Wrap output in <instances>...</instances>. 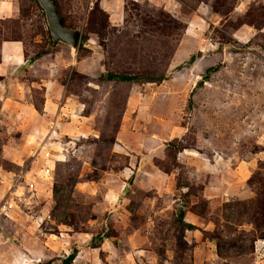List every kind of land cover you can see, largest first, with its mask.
<instances>
[{"label":"rangeland","instance_id":"obj_1","mask_svg":"<svg viewBox=\"0 0 264 264\" xmlns=\"http://www.w3.org/2000/svg\"><path fill=\"white\" fill-rule=\"evenodd\" d=\"M6 1L0 41L57 64L55 93L0 97V240L33 254L14 255L264 264V0H101L116 25L99 0H51L76 45L40 0Z\"/></svg>","mask_w":264,"mask_h":264},{"label":"crops","instance_id":"obj_2","mask_svg":"<svg viewBox=\"0 0 264 264\" xmlns=\"http://www.w3.org/2000/svg\"><path fill=\"white\" fill-rule=\"evenodd\" d=\"M39 2L42 3L41 1ZM6 4L9 5L10 2L8 4L6 0H0V17L3 16V13H5L7 11V7H9ZM100 4H101V0H99V5ZM236 7L238 8L240 6H236ZM100 8H102L101 5H100ZM106 12L108 13L109 18L113 16V14L109 13L108 11ZM206 15H211V14H209V12H206ZM112 21L115 23L113 25H116L118 22L116 19ZM246 30L248 33L247 38L239 36V34H237L238 31L234 33L233 37H237L238 39H240L242 43H246L253 36L252 31H250L249 29H246ZM260 31L264 32V26L261 28ZM242 33H245V32H242ZM211 46L213 45L211 44ZM211 46H209L210 49H207V56L201 55V56H204L205 59L212 58V60L214 59L213 63H216L220 61L222 58L227 56L228 52H224V48L226 49V47L222 46L220 47L221 49H218V46H217V49L216 48L212 49ZM258 51L260 52V55L264 57V48L260 47ZM176 53L177 51L175 52V54ZM197 58L198 56L194 59L193 63L197 60ZM52 61L53 60H51V58H48V56H40L36 59H32V57L29 54H27V50L25 48V43L23 39H10V40L2 39L0 41V97L9 96L10 94H12V92H15L16 89H19L18 87H20L22 84H26V86H28L29 88H31L32 86L34 87L36 85L39 88L43 89L45 92H47L48 90H51V92L53 91L55 93L57 90L55 88V85H53L52 83L54 79L50 76V74H52L53 66L55 67L57 66V64L55 63V61L54 62ZM209 65H213V64L210 63ZM191 67L192 66L190 65L189 69ZM14 71L16 73L12 75ZM129 171H130V168H129ZM4 234L5 233H3V235L1 234L2 239L0 240V256L1 257L3 256L7 259H10V257H13V260H11L13 262L12 264H27L28 261L24 260L22 256L14 255V252L15 250H20L21 254L25 255V257H27L28 259H30L29 258L30 255L33 256L32 252H25L23 249H21L20 246H18V244H16L15 241H11V245H9L8 244V242H10L9 237L14 234H11V235L10 234L4 235ZM14 236L16 237V235ZM5 243H7V246L5 245ZM21 245L24 246L25 245L24 242H22Z\"/></svg>","mask_w":264,"mask_h":264},{"label":"water","instance_id":"obj_3","mask_svg":"<svg viewBox=\"0 0 264 264\" xmlns=\"http://www.w3.org/2000/svg\"><path fill=\"white\" fill-rule=\"evenodd\" d=\"M40 1L44 4L48 12V22L53 32L54 39H62L63 41L69 42L71 45H76L79 39L77 30L65 29L62 26L61 20L56 13V8L51 0Z\"/></svg>","mask_w":264,"mask_h":264},{"label":"trees","instance_id":"obj_4","mask_svg":"<svg viewBox=\"0 0 264 264\" xmlns=\"http://www.w3.org/2000/svg\"><path fill=\"white\" fill-rule=\"evenodd\" d=\"M213 66L209 67V69H211ZM107 79H119V80H126L128 79L126 75H121V74H116V73H113V72H108L107 74ZM61 193H60V189L59 187L55 184L53 186V198L55 200V202L57 203L60 199H61ZM218 250H220L218 248ZM76 254L74 253H70L66 256V258L63 259L62 261V264H71L74 256Z\"/></svg>","mask_w":264,"mask_h":264},{"label":"built area","instance_id":"obj_5","mask_svg":"<svg viewBox=\"0 0 264 264\" xmlns=\"http://www.w3.org/2000/svg\"><path fill=\"white\" fill-rule=\"evenodd\" d=\"M49 172V168H47V166L44 168V173L48 175Z\"/></svg>","mask_w":264,"mask_h":264}]
</instances>
